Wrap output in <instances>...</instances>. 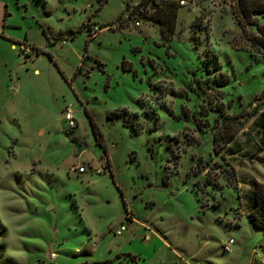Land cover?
Masks as SVG:
<instances>
[{
	"label": "rangeland",
	"instance_id": "obj_1",
	"mask_svg": "<svg viewBox=\"0 0 264 264\" xmlns=\"http://www.w3.org/2000/svg\"><path fill=\"white\" fill-rule=\"evenodd\" d=\"M185 1L168 31L158 0H0V264L264 263L263 135L215 154L211 125L264 95V57L235 0Z\"/></svg>",
	"mask_w": 264,
	"mask_h": 264
},
{
	"label": "trees",
	"instance_id": "obj_2",
	"mask_svg": "<svg viewBox=\"0 0 264 264\" xmlns=\"http://www.w3.org/2000/svg\"><path fill=\"white\" fill-rule=\"evenodd\" d=\"M235 1L232 6V12L237 25L240 27L243 36H245L244 38L249 44V50L256 55L264 57V25L259 24L256 16L257 14L264 13L263 2H259V0ZM162 2L161 5H155L157 9H155L156 11L153 10L152 13H157L158 17H161L163 21L165 30L171 31V25L174 24L177 18L180 6L175 2ZM87 26V24L83 25L85 28ZM250 28H253L255 32L252 33L249 30ZM223 86L225 84L220 85V87ZM250 106V111H242L234 115L226 114L222 109L216 110L218 116L213 120V124H211L213 128V149L215 154L222 152L250 120L261 130L264 138V95L256 97ZM224 174L228 180V185L232 188L236 187L235 175L229 173L227 170L224 171ZM248 219L255 228L260 229L264 233V185L261 183H253ZM39 264L46 263L40 261Z\"/></svg>",
	"mask_w": 264,
	"mask_h": 264
},
{
	"label": "built area",
	"instance_id": "obj_3",
	"mask_svg": "<svg viewBox=\"0 0 264 264\" xmlns=\"http://www.w3.org/2000/svg\"><path fill=\"white\" fill-rule=\"evenodd\" d=\"M159 2L160 1H169V2H175V3H178L179 6H185L187 4V2L185 0H158ZM137 26H139L138 24H136ZM64 121L67 123L68 125V129L69 130H74L76 127H77V124H76V121H75V118H74V111L72 109L71 106H68L65 111H64ZM107 168V167H106ZM84 168L81 167L78 169V171L80 173H83L84 172ZM105 173V171H102V170H96V174L97 175H101L102 173ZM107 172L109 173V170L107 169ZM125 228L122 227L121 230L119 232L116 233V235H120L122 231H124ZM235 244L234 240H230L227 242V244L224 245V249L227 253H231V248L232 246ZM51 258L52 260L55 258V255H51ZM253 264H264L263 262H260V261H255Z\"/></svg>",
	"mask_w": 264,
	"mask_h": 264
},
{
	"label": "water",
	"instance_id": "obj_4",
	"mask_svg": "<svg viewBox=\"0 0 264 264\" xmlns=\"http://www.w3.org/2000/svg\"><path fill=\"white\" fill-rule=\"evenodd\" d=\"M156 9V6L154 4L151 5L150 10L153 11ZM75 148L77 150V153H80V146L79 145H75Z\"/></svg>",
	"mask_w": 264,
	"mask_h": 264
},
{
	"label": "crops",
	"instance_id": "obj_5",
	"mask_svg": "<svg viewBox=\"0 0 264 264\" xmlns=\"http://www.w3.org/2000/svg\"><path fill=\"white\" fill-rule=\"evenodd\" d=\"M107 165H108V164H107ZM109 171H110V168H109ZM109 173H110V172H109ZM254 262H255V261H254ZM254 262L252 261L251 263L253 264ZM251 263H250V264H251Z\"/></svg>",
	"mask_w": 264,
	"mask_h": 264
}]
</instances>
